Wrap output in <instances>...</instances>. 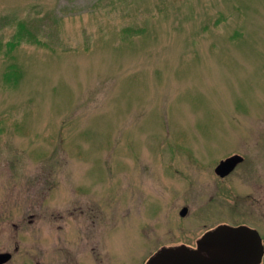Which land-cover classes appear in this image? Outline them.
Returning <instances> with one entry per match:
<instances>
[{
    "label": "rangeland",
    "instance_id": "374dc122",
    "mask_svg": "<svg viewBox=\"0 0 264 264\" xmlns=\"http://www.w3.org/2000/svg\"><path fill=\"white\" fill-rule=\"evenodd\" d=\"M263 208L264 0H0V254L135 264Z\"/></svg>",
    "mask_w": 264,
    "mask_h": 264
},
{
    "label": "water",
    "instance_id": "95a60500",
    "mask_svg": "<svg viewBox=\"0 0 264 264\" xmlns=\"http://www.w3.org/2000/svg\"><path fill=\"white\" fill-rule=\"evenodd\" d=\"M242 159L239 154L223 159L216 167V173L228 174ZM186 210L184 208L182 214ZM263 250L257 230L248 226L222 225L207 232L199 240L197 249L187 246L165 248L151 259L150 264H256L261 260Z\"/></svg>",
    "mask_w": 264,
    "mask_h": 264
},
{
    "label": "flooded vegetation",
    "instance_id": "af4514ba",
    "mask_svg": "<svg viewBox=\"0 0 264 264\" xmlns=\"http://www.w3.org/2000/svg\"><path fill=\"white\" fill-rule=\"evenodd\" d=\"M234 154H239V153H233L231 155H234ZM231 155H228L227 157H229ZM239 155H242V154H239ZM242 156L244 157V159H242V161L236 163L234 168L228 174H226L224 176L219 175L221 177V179L228 177L235 170H237L240 166H243L244 163H246L245 162L246 161L245 156L244 155H242ZM227 157H225V158H227ZM221 161H222V159H220L218 162L220 163ZM219 163H217V166ZM184 208L188 209L187 206H184L180 211L181 214H182V210ZM262 214L264 215V208L262 209ZM222 225L251 227V228H253L259 232V234L262 238L263 244H264V234L258 228H256V226L251 225L249 223V221H241V222H238L236 224L223 223V224H220L218 226H222ZM211 230H213V229L205 231L203 233V235L201 236V238L207 232H209ZM93 231L94 230L91 228L86 233H91ZM200 239L197 240V245H196L197 247L196 248L186 244V242L181 243V244L176 245V246H187V247L192 248V249H197L198 248V242ZM172 247H174V246H172ZM162 249H164V248H161L157 251L155 250L153 252L154 254H151L149 257H147L145 261L143 258L136 259L135 264H150L151 259L157 253H159ZM3 253H8V254H0V264H116V262H118L117 256L115 254H89V253L88 254H40V256H39L38 254H11L9 252H3ZM118 263L122 264L120 262H118ZM127 264H133V258L132 257L128 258ZM251 264H254V263H251ZM256 264H264V250H263V255H262L261 260Z\"/></svg>",
    "mask_w": 264,
    "mask_h": 264
},
{
    "label": "trees",
    "instance_id": "16d2710c",
    "mask_svg": "<svg viewBox=\"0 0 264 264\" xmlns=\"http://www.w3.org/2000/svg\"><path fill=\"white\" fill-rule=\"evenodd\" d=\"M26 25L25 23L21 22L19 23V35H23L24 31L26 30ZM15 45H11V43L9 44V47L7 49V53L9 54L11 59H15V55L13 53V49L15 48ZM8 70L6 71L5 75L7 78V81L10 82V85H17L20 80L23 78L24 76V70L23 68L19 65L18 62L11 61L8 65Z\"/></svg>",
    "mask_w": 264,
    "mask_h": 264
}]
</instances>
